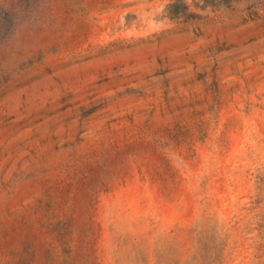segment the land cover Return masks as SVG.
Here are the masks:
<instances>
[{
    "label": "rangeland",
    "instance_id": "rangeland-1",
    "mask_svg": "<svg viewBox=\"0 0 264 264\" xmlns=\"http://www.w3.org/2000/svg\"><path fill=\"white\" fill-rule=\"evenodd\" d=\"M0 264H264V0H0Z\"/></svg>",
    "mask_w": 264,
    "mask_h": 264
}]
</instances>
